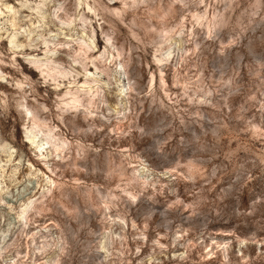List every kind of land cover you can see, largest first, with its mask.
<instances>
[{"label":"rangeland","instance_id":"374dc122","mask_svg":"<svg viewBox=\"0 0 264 264\" xmlns=\"http://www.w3.org/2000/svg\"><path fill=\"white\" fill-rule=\"evenodd\" d=\"M0 264H264V0H0Z\"/></svg>","mask_w":264,"mask_h":264},{"label":"bare ground","instance_id":"6f19581e","mask_svg":"<svg viewBox=\"0 0 264 264\" xmlns=\"http://www.w3.org/2000/svg\"><path fill=\"white\" fill-rule=\"evenodd\" d=\"M82 46H83V45H82ZM85 47H86V46H85ZM84 49H86V48H84ZM84 49H82V50H84ZM87 49H88V48H87ZM80 50H81V49H80ZM85 51H86V50H85ZM35 65H36V67H37L38 69H41V67H42L41 64H36V63H35ZM71 94H72V93H71ZM77 96H78V95H77ZM93 98H94V97H93ZM72 99H73V98H72ZM79 99H80V98H79ZM74 100L76 101V99H74ZM77 101H78V100H77ZM90 103H92L91 100H90ZM75 106H76V105H75ZM28 109H29V108H28ZM30 110H31V109H30ZM30 112H31V111H30ZM35 114H36V113H34V116L37 117L38 114H36V115H35ZM34 116H33V117H34ZM38 120L40 121V119H38ZM35 121H36V120H35ZM41 121H43V120L41 119ZM36 122H37V121H36ZM44 122H46V121H44ZM35 137H36V135H35ZM39 145H40V144H39ZM42 145H43V144H42ZM56 148H57V147H56Z\"/></svg>","mask_w":264,"mask_h":264}]
</instances>
